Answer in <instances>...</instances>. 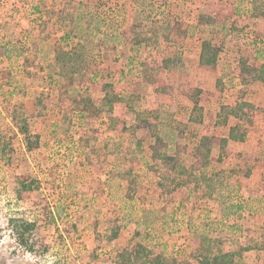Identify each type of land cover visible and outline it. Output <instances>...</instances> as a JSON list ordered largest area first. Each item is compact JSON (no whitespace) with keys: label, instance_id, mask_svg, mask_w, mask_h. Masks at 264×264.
I'll use <instances>...</instances> for the list:
<instances>
[{"label":"rangeland","instance_id":"1","mask_svg":"<svg viewBox=\"0 0 264 264\" xmlns=\"http://www.w3.org/2000/svg\"><path fill=\"white\" fill-rule=\"evenodd\" d=\"M238 2L0 0V264H122L139 245L165 264L230 253L247 263L244 250L264 241V188L245 198L237 169L246 175L254 163L232 164L228 152L192 169L205 132L228 136L217 109L255 134L264 124L256 109L230 115L235 105L222 95L240 60L254 59L247 35L264 49V25L251 28L264 1L253 0L250 17ZM199 21L214 26L224 76L173 82L162 64L183 41L169 30L182 35ZM214 93L208 124L190 123L194 101ZM113 95L124 100L110 105ZM153 111L151 132L139 124ZM155 150L177 171L152 159ZM254 221L262 225L250 238L245 223Z\"/></svg>","mask_w":264,"mask_h":264},{"label":"crops","instance_id":"2","mask_svg":"<svg viewBox=\"0 0 264 264\" xmlns=\"http://www.w3.org/2000/svg\"><path fill=\"white\" fill-rule=\"evenodd\" d=\"M264 1V0H263ZM254 12V11H252ZM203 14V12H200V16L198 15V17L200 19H203L204 17H201V15ZM253 14V13H252ZM251 14V15H252ZM211 15H214L213 13H211ZM250 15V16H251ZM249 16V17H250ZM256 20H254V22H256L255 24L251 25V28H256V30H260L262 31V28L260 27L264 25V17H260L259 19L255 18ZM210 23L204 24V22H198L194 27H185L184 26V34H180L178 32H176L174 29L173 30H169V32L171 33L170 36L173 38V42L177 41L178 39H180L181 41H183V43L181 44V54L180 56H172L171 58L168 59V61L166 63L163 62L162 67L163 69L170 73H174V75L176 76L175 78H172V81H180V79H184V80H188L191 81L195 79H199L202 78L203 81L205 80H209L211 83H215L217 84L220 81V78H222L224 76L223 71H225V66L223 65V67L221 66V59H220V54H221V48L219 46L218 43H216V41H214V39H211L209 36H214L213 35V31H214V26L212 27V25H209ZM192 31H194V33L192 34ZM263 32V31H262ZM192 35H194V37H192ZM209 37V38H207ZM170 38V37H169ZM206 41H210L213 45H215L220 53L219 56L217 58V65H216V71L215 72H211V71H207L205 69H202L200 67V62H201V55H202V51H203V47L206 43ZM174 45V44H172ZM244 48H248L249 53L254 56V59L248 60V59H241L240 60V67L238 66V70L235 72V75L239 74L241 77V73L243 74V64H248V66L250 67H260L261 65L264 64V61H261L263 58L261 57L262 52L261 49L264 50L263 48L254 49V46H244L242 45ZM171 50V49H170ZM260 51V53H259ZM261 61V62H260ZM181 62V65H180ZM179 63V65L181 66V68H179L180 70L176 71V66ZM229 67V66H228ZM224 68V69H223ZM176 72H175V71ZM227 71L229 69H226ZM197 75V76H196ZM233 74H229L227 75L228 80L229 78L235 76ZM246 76H248V74H246ZM233 79H230V82ZM227 81V80H226ZM252 83L249 85L244 86L247 90H249V97L247 95L248 98L243 99V101L238 100V98L235 97L234 93H239V92H232L230 97L226 96V92H224L223 98L224 100H231V104H234V107H237L239 105H241L242 103H248L250 105L253 106V108H248V109H252L256 111H259L260 115H263V119H264V82L262 81H251ZM156 83V82H155ZM159 83V80H158ZM216 88V86H215ZM214 88V91H215ZM212 90V88H210ZM242 91V90H241ZM248 92V91H247ZM215 98L216 94L214 93L210 100L206 103V104H201L200 102L199 105L203 108V113H204V121L202 124H197V126H201V125H206L208 124L206 122V115L207 113L209 114L210 112H214V108H216V104H215ZM186 99V98H185ZM195 102V101H194ZM195 105V103H194ZM194 108V107H193ZM246 109V108H245ZM193 112V110H192ZM220 112L219 109H217V111H215V119L218 120L219 116H217V114ZM191 117V116H190ZM190 120V118H189ZM190 122V121H189ZM191 123V122H190ZM195 124V123H193ZM240 125V124H239ZM241 126V125H240ZM223 128L225 127H229V129L231 127H233V125H229L227 124V126H222ZM244 129L246 128L248 130V136L246 138V140L244 142H238V141H233V140H229L228 145H227V153H230V160L232 161V164L234 161L236 162H252L254 163L252 165V170L249 169V171L247 170L246 172H248V174L244 175V174H240L241 167H237L239 170V188L241 190V193L244 195L245 198L248 197H252L253 194H255L257 191L261 190L262 188H264V124H260L257 125V127H255V133H253L251 131V129H248L247 126H241ZM204 129V128H203ZM228 129V132H229ZM206 134V132H205ZM203 134V136L205 135ZM253 134L255 137H251L250 135ZM202 136V137H203ZM201 137V138H202ZM229 137V133L227 137L224 138H228ZM220 152V153H219ZM226 153V154H227ZM212 154H216L219 156V154L221 155V149L220 146L218 144H216L213 147L212 150ZM223 155V154H222ZM244 159H246V161H244ZM212 160V158H211ZM212 162V161H211ZM225 163V161H220L219 164L221 166H223ZM238 166V165H237ZM264 220V219H263ZM245 227L248 228V235H250V233L252 232V230H259V225H262L261 222L258 221H254V222H250V223H245ZM264 227V226H263ZM264 230V229H263ZM251 238V235H250ZM264 240V239H263ZM264 245V241L261 242L260 245L258 246H254L251 247L252 250H248L245 251V257H247L246 260V264H264V249L261 248Z\"/></svg>","mask_w":264,"mask_h":264},{"label":"trees","instance_id":"3","mask_svg":"<svg viewBox=\"0 0 264 264\" xmlns=\"http://www.w3.org/2000/svg\"><path fill=\"white\" fill-rule=\"evenodd\" d=\"M219 49L213 45L210 41H206L202 55H201V62L200 67L202 69H205L207 71L215 72L216 71V65H217V58L219 56ZM248 74V76H246ZM241 79L243 81L244 86L251 84V81H262L264 82V64L260 67H250L248 64H243V74L241 73ZM124 99L120 96L113 95L109 99L110 105L116 102H121ZM194 108L193 112L190 117V122L195 124H202L204 121V113L203 108L199 105L197 101L194 102ZM244 108H253L252 105L248 103H243L241 106H237L233 108L229 114L230 115H239L241 111L244 110ZM225 109H223L224 112ZM222 113L219 115V120L217 124L219 126H227V119L228 117L223 116ZM155 114H158L156 111H153L140 121L139 126L141 128H147L151 132H154L156 127L155 124L152 122V118L150 119L149 115L155 116ZM23 134L26 136L28 129L25 127L22 129ZM248 136V130L240 125L233 126L229 129V137L228 138H222L219 142H217L216 138L214 136H210L208 134L204 135L201 138V141L197 145V147L194 150V158L195 162L192 165V169L197 171H202L203 169H206L210 166L211 163V156H212V150L213 147L218 144L221 149V153L225 154L227 153V145L229 140L238 141V142H244ZM159 142H161V139H158ZM29 149L31 150L32 147L29 146ZM152 159L157 161H162L164 165H166L171 171L175 172L177 171L175 163V158L172 156H169L167 154L158 153V151H153L152 153ZM185 170V169H184ZM19 198H22L20 195ZM264 249V245L261 247ZM206 252H211L210 248L206 249ZM252 250L251 247H247L244 251ZM153 253L151 251H148L146 247H143L142 245H139L137 248V251H135L134 254H120V258L123 260L122 264H165V259L163 256H156L153 259L150 258V255ZM134 255V256H133ZM238 255V254H237ZM237 255L235 253L230 254H219L212 258H210L208 255H206L204 258L200 259L202 260V264H237ZM150 258V259H149ZM129 262V263H128Z\"/></svg>","mask_w":264,"mask_h":264},{"label":"built area","instance_id":"4","mask_svg":"<svg viewBox=\"0 0 264 264\" xmlns=\"http://www.w3.org/2000/svg\"><path fill=\"white\" fill-rule=\"evenodd\" d=\"M239 11L241 13V15L243 17H248L252 14V11H253V0H239ZM247 43L248 44H251L253 46V44L257 41V38L255 35H253L252 33H249L247 35ZM230 79H233L231 82L233 83L234 87H232V89H230L231 85L226 83L225 86H226V90L225 92L227 93L228 91H231V92H239L243 89L244 87V84H243V81L240 77L239 74L231 77ZM230 79L228 82H230Z\"/></svg>","mask_w":264,"mask_h":264}]
</instances>
